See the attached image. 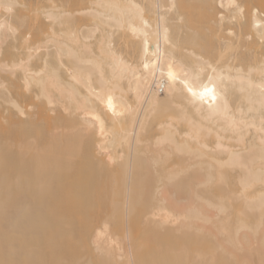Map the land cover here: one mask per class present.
<instances>
[{
	"label": "bare ground",
	"instance_id": "1",
	"mask_svg": "<svg viewBox=\"0 0 264 264\" xmlns=\"http://www.w3.org/2000/svg\"><path fill=\"white\" fill-rule=\"evenodd\" d=\"M0 264H264V0H0Z\"/></svg>",
	"mask_w": 264,
	"mask_h": 264
},
{
	"label": "snow or ice",
	"instance_id": "2",
	"mask_svg": "<svg viewBox=\"0 0 264 264\" xmlns=\"http://www.w3.org/2000/svg\"><path fill=\"white\" fill-rule=\"evenodd\" d=\"M215 97H213V99H214ZM112 105H111V101H109V107H111Z\"/></svg>",
	"mask_w": 264,
	"mask_h": 264
}]
</instances>
